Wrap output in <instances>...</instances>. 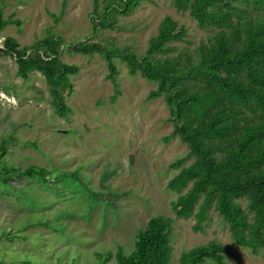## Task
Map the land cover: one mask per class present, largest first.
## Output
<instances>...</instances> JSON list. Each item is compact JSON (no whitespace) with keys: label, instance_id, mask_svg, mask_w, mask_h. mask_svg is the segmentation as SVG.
Instances as JSON below:
<instances>
[{"label":"rangeland","instance_id":"rangeland-1","mask_svg":"<svg viewBox=\"0 0 264 264\" xmlns=\"http://www.w3.org/2000/svg\"><path fill=\"white\" fill-rule=\"evenodd\" d=\"M62 1L0 0L4 18L20 21L0 32V47L8 36L28 48L60 37L62 60L80 67L67 97L71 111L60 117L44 75L33 70L24 78L16 57L0 55V149L6 146L0 168L40 165L79 174L0 178V264H99L97 253H115L120 245L131 251L157 214L174 219L170 264H179L183 251L211 240L226 247V264H264V251L254 254L237 244L214 209L200 231L193 228L194 216L178 217L173 211L179 193L168 188V181L180 168L171 165L190 148L174 134L165 98H148L158 82L140 72L130 74L116 58L121 93L113 101L104 57L70 49L72 43L96 41L144 54L170 15L187 28V36L172 44L194 53L217 28L200 26L172 0H143L129 15L115 14L113 27L94 28L93 0H68L64 12ZM192 162L187 158L184 166ZM240 201L248 211L247 200ZM106 264H117L115 255Z\"/></svg>","mask_w":264,"mask_h":264},{"label":"trees","instance_id":"trees-1","mask_svg":"<svg viewBox=\"0 0 264 264\" xmlns=\"http://www.w3.org/2000/svg\"><path fill=\"white\" fill-rule=\"evenodd\" d=\"M143 0H93L92 23L113 27L115 14L129 15ZM172 0L179 11H189L202 27L217 29L196 52L178 51L172 44L187 36V28L165 16L157 34L149 39L144 54L116 44L72 43L70 49L86 55L100 54L114 86L112 100L121 93L116 58L125 62L132 75L140 72L158 82L148 98L164 97L170 108L174 134L190 151L171 166L180 168L168 181L179 193L172 201L178 217L194 216L195 231L203 230L214 209L229 224L233 240L254 254L264 251V0ZM103 2V3H102ZM68 0L62 1V12ZM19 20L4 18L0 10V32ZM61 38H45L30 48L8 36L1 54L17 58L18 74L24 78L37 70L46 78L55 113L66 117L67 97L74 90L72 77L80 67L61 58ZM68 92L66 95L65 92ZM6 146L0 149V166ZM187 158L193 162L184 166ZM78 177L76 171L29 165L24 169L0 168L3 181L24 175ZM186 190L185 192H183ZM247 200L248 211L241 199ZM174 219L154 215L136 236L134 247L122 245L115 253H97L99 264L115 255L117 264H170L173 254ZM226 247L217 240L182 252L179 264H226Z\"/></svg>","mask_w":264,"mask_h":264}]
</instances>
